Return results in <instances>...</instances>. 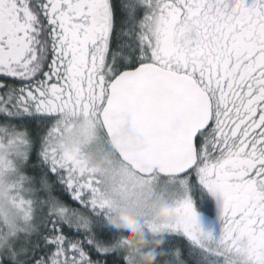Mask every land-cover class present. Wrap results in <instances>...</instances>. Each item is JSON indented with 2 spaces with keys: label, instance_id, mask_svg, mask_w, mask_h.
<instances>
[{
  "label": "snow or ice",
  "instance_id": "snow-or-ice-1",
  "mask_svg": "<svg viewBox=\"0 0 264 264\" xmlns=\"http://www.w3.org/2000/svg\"><path fill=\"white\" fill-rule=\"evenodd\" d=\"M155 192L156 264H264V0H0V264H131Z\"/></svg>",
  "mask_w": 264,
  "mask_h": 264
},
{
  "label": "clouds",
  "instance_id": "clouds-1",
  "mask_svg": "<svg viewBox=\"0 0 264 264\" xmlns=\"http://www.w3.org/2000/svg\"><path fill=\"white\" fill-rule=\"evenodd\" d=\"M167 139L170 133L166 130L162 134ZM113 146H122L129 149L144 147L148 140L143 133L136 132L131 126L117 131L111 138ZM167 145H162L166 147ZM76 151V149H73ZM85 163L91 164L97 171L102 172L104 163L98 159L94 152H81ZM151 189V185H149ZM115 189L110 190L114 194ZM145 213L151 221L157 224L173 223L175 217L173 209L167 202L163 192H155L151 196L146 194L135 195L130 202L114 207L107 217V223L113 229L114 239L123 245L122 250L129 254L131 264H156L157 251L163 244V234L154 232L146 235L143 225L146 220ZM241 246L242 245H238Z\"/></svg>",
  "mask_w": 264,
  "mask_h": 264
},
{
  "label": "rangeland",
  "instance_id": "rangeland-1",
  "mask_svg": "<svg viewBox=\"0 0 264 264\" xmlns=\"http://www.w3.org/2000/svg\"><path fill=\"white\" fill-rule=\"evenodd\" d=\"M205 225H207V221H204ZM146 235H148V233H145Z\"/></svg>",
  "mask_w": 264,
  "mask_h": 264
},
{
  "label": "trees",
  "instance_id": "trees-1",
  "mask_svg": "<svg viewBox=\"0 0 264 264\" xmlns=\"http://www.w3.org/2000/svg\"><path fill=\"white\" fill-rule=\"evenodd\" d=\"M111 231H112V234H113V229H111Z\"/></svg>",
  "mask_w": 264,
  "mask_h": 264
}]
</instances>
